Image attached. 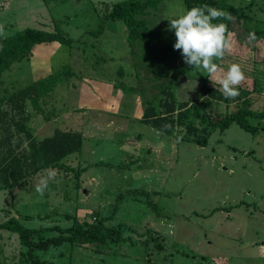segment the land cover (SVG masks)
<instances>
[{
	"label": "rangeland",
	"instance_id": "1",
	"mask_svg": "<svg viewBox=\"0 0 264 264\" xmlns=\"http://www.w3.org/2000/svg\"><path fill=\"white\" fill-rule=\"evenodd\" d=\"M117 1L0 0V38L32 26L81 39L71 46L37 44L31 56L4 71L0 108L9 109L10 92L56 73L58 82L38 107L26 101L23 121L36 140L56 127L82 134L81 147L61 160L62 167L32 172L0 189V223L16 217L27 227H41V237L56 235L53 225L83 222L120 232L114 242H64L36 252L51 264H264V127L254 135L235 123L223 132L212 128L206 111L225 114L240 100L209 101L182 55L174 63L167 59V76L159 78L158 67L142 62L138 50L133 54L123 21L108 20L102 34L88 35ZM228 1L264 19V0ZM187 10L182 0H164L145 18L170 32L168 19ZM237 33L228 31L233 48L216 61L218 75L238 63L250 106L261 110L264 41L250 42ZM160 81H168L177 103H188L181 123L174 122L169 133L140 120L146 100L162 111ZM187 124L196 131H187ZM11 129V144L27 148L24 132ZM46 169L57 175L41 197L35 186ZM30 260L18 235L0 229V264Z\"/></svg>",
	"mask_w": 264,
	"mask_h": 264
},
{
	"label": "trees",
	"instance_id": "2",
	"mask_svg": "<svg viewBox=\"0 0 264 264\" xmlns=\"http://www.w3.org/2000/svg\"><path fill=\"white\" fill-rule=\"evenodd\" d=\"M163 1L119 0L103 15L99 28L86 33L99 36L104 32L105 23L108 20L123 21L127 28L126 39L133 54L138 50L142 62L146 61L152 66L158 67L159 78H164L167 76L164 67L166 60L176 62L181 52L173 47L175 43L174 31L163 32L154 28L148 24L145 18L150 9L157 7ZM182 3L188 9L193 6L208 4L231 13L233 17L231 21H221L227 23L228 31L239 32L250 42L264 41V19L252 17L228 0H182ZM76 40L81 39L65 36L60 31H50L32 26L21 28L12 34L1 37L0 77L4 71L10 70L15 62L31 56L37 44L59 42L71 46ZM193 70L196 71L200 93L206 96L209 101L227 102L229 100L224 98L220 86L209 83L207 76L200 70ZM180 73L185 75L183 69H179L178 74ZM58 80V74H49L10 92L6 96L5 100L9 109L0 108V132L6 133L4 137H0V189L12 188L14 184L20 183L32 172L56 165L62 167L61 160L81 147L82 134L79 131L56 127L52 134L36 140L23 121L22 113L25 111L26 101L38 107L41 97L50 91ZM167 82H159V90L164 93V98L162 101L160 100L163 107L162 111L158 112L151 100H146L140 120L169 133L174 122L181 123L188 103L187 101L177 103L173 92L168 88ZM131 89L133 90V87ZM238 91L239 95L236 99L240 100V103L233 110L225 114L217 112L214 108L206 111L212 119L210 125L212 128H218L223 132L232 123H235L254 135L260 128L264 127V109L258 110L250 106L248 86L239 85ZM174 114H176V119L173 117ZM16 115L19 117L16 118ZM250 119H256L259 123H252ZM260 121H263V124ZM12 126L16 132H24L28 138L27 148L21 146L20 142L15 145L11 144ZM187 131L195 132L196 127L187 124ZM51 228L57 231L56 235L41 237V227H27L16 217H10L0 223V229L18 235L20 243L26 247V252L31 258V264H51L38 257L36 252L48 251L51 247H57L64 242L84 245L105 244L120 238L118 230L112 228L107 231V227L101 222L74 223L65 228L53 225Z\"/></svg>",
	"mask_w": 264,
	"mask_h": 264
},
{
	"label": "clouds",
	"instance_id": "3",
	"mask_svg": "<svg viewBox=\"0 0 264 264\" xmlns=\"http://www.w3.org/2000/svg\"><path fill=\"white\" fill-rule=\"evenodd\" d=\"M232 19L231 13L208 4L193 6L178 18L168 19V30H174L175 34L174 49L181 52L185 64L203 70L213 84L219 83L225 99H235L239 95V85L246 79L238 63L231 64L226 72L218 75L221 69L216 61L223 60L225 54L231 52L233 44L228 36L227 23L214 21ZM3 34V25H0V35ZM45 173L35 186L41 197L49 181L57 175L55 169H46Z\"/></svg>",
	"mask_w": 264,
	"mask_h": 264
}]
</instances>
